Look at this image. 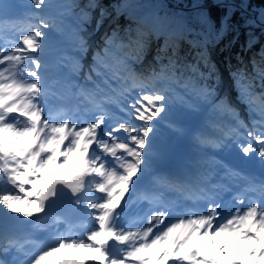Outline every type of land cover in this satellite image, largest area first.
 <instances>
[{"label": "snow or ice", "instance_id": "snow-or-ice-1", "mask_svg": "<svg viewBox=\"0 0 264 264\" xmlns=\"http://www.w3.org/2000/svg\"><path fill=\"white\" fill-rule=\"evenodd\" d=\"M123 7L113 12L123 14ZM96 10L99 28L112 15L99 0H28L20 26L10 36L0 31V218L23 226L0 230V264H264V52L260 61H251V74H232L234 103L197 82L214 74L205 52L196 64L181 65L167 41L157 52V66L137 75L130 61H141L149 38L164 35L166 27L162 21L140 23L127 42L117 30L105 37L84 75L94 85L87 87L74 78L83 70L89 48L83 33ZM69 11L78 21L75 54L56 55L51 37ZM259 20L264 24V11ZM200 23L209 20L201 15ZM124 49L132 51L116 55ZM49 56L58 70L53 78L47 74ZM61 66L67 71L59 72ZM181 69L192 73L184 87L229 121L220 136L202 132L196 138L231 157L227 164H201L219 166L225 178L244 182L230 207L216 191L224 185L211 184L207 170L190 178L154 171L164 155L162 126L182 131L168 118L167 89L157 85L178 82ZM53 97L64 103L53 107ZM235 104L246 107L250 125ZM150 175V186L140 189ZM140 204L147 209L132 210ZM57 205L67 211L54 213ZM37 233L44 235L39 243Z\"/></svg>", "mask_w": 264, "mask_h": 264}, {"label": "trees", "instance_id": "trees-1", "mask_svg": "<svg viewBox=\"0 0 264 264\" xmlns=\"http://www.w3.org/2000/svg\"><path fill=\"white\" fill-rule=\"evenodd\" d=\"M79 2L83 3L85 0ZM99 2L108 8L112 15L105 17L102 25L97 28L96 19L99 18V10H96L91 23L86 26L83 35L88 45L95 42L89 54L88 66L92 65L94 53L103 48L105 37L111 35L113 30H117L120 36L125 37V42L128 35L134 38L135 31L129 34L127 30L131 28L136 30L137 25L141 23L139 18L143 15L148 25L153 21H162L166 26L167 35L157 39L155 49L152 47L154 36L149 38L148 49L142 59L148 61L143 65L144 74L157 66V52L166 41L175 45L181 65L196 64L199 59L198 54L205 52L214 74L206 80L198 79L197 82L201 85L207 84L218 96H226L235 103L237 89L232 74L238 69L246 70L251 74V61L261 59V53L264 52V24L259 20L261 12L264 11V0H99ZM52 3L71 5L73 0H52ZM116 5L124 6L123 14L113 12ZM201 15L208 18L209 24L200 23ZM222 19H224L223 26L220 24ZM218 34L220 35L214 42L213 39ZM249 42L251 47H248ZM197 43L200 44L199 47L196 46ZM129 51L130 49L117 51L116 55L123 56ZM130 64L136 74L139 73L136 67L137 61L133 60ZM200 69L207 75L203 61H200ZM181 71L183 76L175 84L186 89L185 81L192 73L183 69ZM166 87L173 90L169 84ZM186 90L191 92L190 89ZM235 106L238 111L246 108L242 104Z\"/></svg>", "mask_w": 264, "mask_h": 264}, {"label": "rangeland", "instance_id": "rangeland-1", "mask_svg": "<svg viewBox=\"0 0 264 264\" xmlns=\"http://www.w3.org/2000/svg\"><path fill=\"white\" fill-rule=\"evenodd\" d=\"M54 10V14H55ZM224 19L220 20V24L222 25ZM77 19L76 15L67 13L63 16L60 21V32H54L51 37V45L53 50L57 49L60 42L61 35L69 34L71 37H74V41L76 39V28H77ZM90 24V23H89ZM89 24L87 26H89ZM132 34L135 31V28H131ZM90 44H95L93 41ZM132 51V50H131ZM130 51V52H131ZM47 59V57H46ZM82 63V62H81ZM173 84V83H171ZM170 84V85H171ZM163 85H157L158 88H161ZM174 90H168L167 95L170 97L169 100V120L176 124L178 128L182 131L180 133H174L166 127L162 126L163 136L160 139L162 142L171 141L172 138L182 134L185 131L193 128L195 122L203 121L204 124H209L211 119H215L216 117L227 119L226 117H221L218 114L214 113L211 106L205 103L203 100L198 99L197 96L191 91L188 93L182 86H173ZM231 91L230 88H227ZM239 113H242L243 116H247V110H243ZM243 119V118H242ZM228 120V119H227ZM244 120V119H243ZM247 123L246 120H244ZM248 124V123H247ZM219 125H217L218 127ZM224 126H220V129ZM217 149V148H215ZM237 256L244 255L243 252L236 253Z\"/></svg>", "mask_w": 264, "mask_h": 264}, {"label": "bare ground", "instance_id": "bare-ground-1", "mask_svg": "<svg viewBox=\"0 0 264 264\" xmlns=\"http://www.w3.org/2000/svg\"><path fill=\"white\" fill-rule=\"evenodd\" d=\"M71 37V36H70ZM73 40H74V37H71ZM94 44H89V48H88V52L83 56V58H82V60H81V62H82V65H83V70L87 73L88 72V70H89V68H90V66H88V60H89V54H90V52H91V50H92V48H94V46H93ZM130 51H131V49H130ZM129 51V52H130ZM261 59H259L258 58V60H256V61H260ZM131 61H133V60H131ZM142 61H139V62H137L138 63V65L137 66H140L142 63H141ZM136 66V67H137ZM139 67H137V70L138 71H140V69H138ZM140 73V72H139ZM94 75V74H93ZM111 80V79H110ZM118 86V85H117ZM239 112H241V111H239ZM240 116H241V118H243L244 120H246L247 121V123L248 124H250L251 123V120L250 121H248V119H246L245 118V116H243V114L242 113H240ZM211 121L212 122H210L209 124H207V126H208V128H209V130L213 133V135H211V136H213V137H216V136H220L222 133H221V131H220V126H224V127H227L228 126V124H229V121L227 120V119H222V118H215V119H211ZM217 125H219L218 127H217ZM223 127V128H224ZM196 133V135H199V133L198 132H195ZM201 154L203 155V157H204V159L203 160H205L206 161V155H204V153L203 152H201ZM198 166H197V170H198V174L199 173H204L203 171L205 170V167H204V165L203 164H201V161H199L198 162V164H197ZM18 228H14V229H11V228H7V230L8 231H14V230H17Z\"/></svg>", "mask_w": 264, "mask_h": 264}]
</instances>
